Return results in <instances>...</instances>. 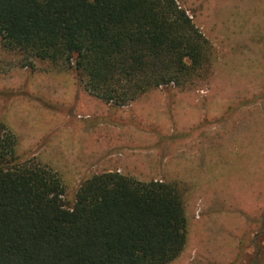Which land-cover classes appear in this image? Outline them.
Listing matches in <instances>:
<instances>
[{"label": "rangeland", "instance_id": "1", "mask_svg": "<svg viewBox=\"0 0 264 264\" xmlns=\"http://www.w3.org/2000/svg\"><path fill=\"white\" fill-rule=\"evenodd\" d=\"M179 2L216 49L208 77L116 106L86 91L75 70L26 66L0 44V123L21 158L58 172L67 204L85 179L118 165L182 187L187 244L168 264H264V70L252 69L264 64V9Z\"/></svg>", "mask_w": 264, "mask_h": 264}, {"label": "trees", "instance_id": "2", "mask_svg": "<svg viewBox=\"0 0 264 264\" xmlns=\"http://www.w3.org/2000/svg\"><path fill=\"white\" fill-rule=\"evenodd\" d=\"M0 44L26 66L75 70L86 91L116 106L161 86L189 89L216 60L178 0H0ZM17 144L1 122L0 264H168L185 249L177 183L95 173L67 204L58 172L21 158Z\"/></svg>", "mask_w": 264, "mask_h": 264}, {"label": "crops", "instance_id": "3", "mask_svg": "<svg viewBox=\"0 0 264 264\" xmlns=\"http://www.w3.org/2000/svg\"><path fill=\"white\" fill-rule=\"evenodd\" d=\"M179 1V0H178ZM255 2H254V4L255 3H259V1H261V5H262V7H263V9H264V0H254ZM249 2H250V0H238V2L236 3V5H237V7L238 8H236V9H238V10H240V11H243V9H247L248 7H249ZM235 4V3H234ZM228 5V4H227ZM252 5V4H251ZM223 6H224V3H222L221 2V0H217V5H216V7H215V9H220V8H223ZM184 7V6H183ZM185 8V7H184ZM187 10H189V9H187ZM244 12V11H243ZM190 14V13H189ZM192 17H193V19H194V15L193 14H190ZM195 21V20H194ZM196 23V22H195ZM198 26V25H197ZM199 27V26H198ZM200 28V27H199ZM205 34V33H204ZM261 42L259 41V44H260ZM257 60H258V63L257 64H254V66L252 67V69H255L257 72H262L263 73V70H264V64L261 62L262 61V59L261 58H257ZM260 60V61H259ZM264 74V73H263ZM119 166L120 165H118V166H114V167H112V168H108L107 170H104V172H110V171H119V172H121V173H123L122 171L123 170H121V168H119ZM140 170V169H139ZM128 172H130V171H128ZM131 172H132V169H131ZM133 173V172H132ZM124 174H128V175H132V176H135V175H133V174H129V173H124ZM144 175V174H143ZM135 177H137V176H135ZM138 179H140V178H138ZM153 179H156V180H163V179H157V178H153ZM153 179H151V180H153ZM140 180H142V181H149L148 179L147 180H144V179H140ZM164 181H167L165 178H164ZM168 182H170V181H168ZM174 183H176V182H174Z\"/></svg>", "mask_w": 264, "mask_h": 264}]
</instances>
